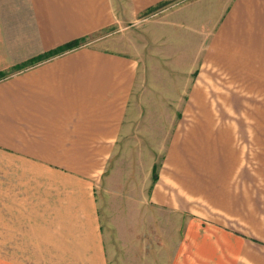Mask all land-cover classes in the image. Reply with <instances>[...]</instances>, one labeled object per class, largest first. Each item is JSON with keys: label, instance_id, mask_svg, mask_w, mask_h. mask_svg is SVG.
Wrapping results in <instances>:
<instances>
[{"label": "crops", "instance_id": "0c3cea01", "mask_svg": "<svg viewBox=\"0 0 264 264\" xmlns=\"http://www.w3.org/2000/svg\"><path fill=\"white\" fill-rule=\"evenodd\" d=\"M163 1L171 0H0V264H108L97 192L123 143L136 146L126 116L138 79L149 78L152 43L139 58L92 37L116 14L136 19ZM187 13L201 39L178 107L190 121L171 129L147 199L189 213L185 202L206 203L204 261L190 218L170 264H264V133L245 149L234 128L244 123L217 116L242 108L221 77L251 79L248 93L261 99L264 0H226L212 27L213 12Z\"/></svg>", "mask_w": 264, "mask_h": 264}, {"label": "rangeland", "instance_id": "374dc122", "mask_svg": "<svg viewBox=\"0 0 264 264\" xmlns=\"http://www.w3.org/2000/svg\"><path fill=\"white\" fill-rule=\"evenodd\" d=\"M224 4L226 0H171L158 9L145 13L141 11L142 14L139 13L136 19L122 12L116 14L114 25L92 37V41L105 37L107 42H100L102 45L139 58L141 51L145 50L142 45H146L147 49L148 41L152 43L148 46L150 57L145 59L148 61V65H145L149 78L143 84L138 79L126 116V129L132 130L136 146L127 150L123 143L117 152L118 156L108 164L97 192L108 264L172 263L176 259L178 246L184 240L190 218L197 219L198 223L195 259L204 261L203 235L207 208L204 199L185 202L187 208H191V213L179 207L172 210L148 201L147 191L150 189L146 188V184L148 182L151 187L148 172L153 163L159 164L162 161L171 129L178 120L184 122V117L187 122L190 121L189 115L186 117L185 113L183 117V111H179L178 107L186 99L184 92L188 84L183 77L191 78V71H195L197 42L201 39L192 36L196 27L193 21L187 20L188 8L196 10L201 20L213 12L212 27ZM181 7L186 10H181ZM175 15L183 16L185 23L173 22ZM167 24L168 30H165ZM201 31L204 32L203 29ZM196 32L200 35L199 30ZM191 53L192 61L189 59ZM219 79L220 84L229 91L225 97L232 103L241 101L242 108L228 111L221 109L217 111V116L244 123L234 127L235 132L242 139L240 145L252 149V135L264 133V87L261 88V99H257L248 93L252 89L251 79ZM211 98L217 101L218 95L212 94ZM252 118L259 125H252ZM254 144L259 148V142ZM248 160L251 161L252 157ZM177 260H189L188 253L179 252ZM190 260H194L193 252Z\"/></svg>", "mask_w": 264, "mask_h": 264}, {"label": "trees", "instance_id": "16d2710c", "mask_svg": "<svg viewBox=\"0 0 264 264\" xmlns=\"http://www.w3.org/2000/svg\"><path fill=\"white\" fill-rule=\"evenodd\" d=\"M168 2H169V1H163V2H161V3H158L157 5L148 8L146 11H144V13L147 12V11H150V10L158 9L159 7H161L162 5L167 4ZM83 40H84V39H83ZM80 42H81V41H76V42H74L73 44H70V45H68V46H66V47H62L61 49L63 50L64 48H67V47H70V48L75 47V46H77ZM153 168H154V169H153V176H154V180H155V177L157 176V173H156V168H157V167L154 166Z\"/></svg>", "mask_w": 264, "mask_h": 264}]
</instances>
